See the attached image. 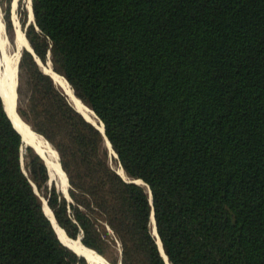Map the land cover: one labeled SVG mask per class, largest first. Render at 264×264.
<instances>
[{
	"label": "trees",
	"instance_id": "1",
	"mask_svg": "<svg viewBox=\"0 0 264 264\" xmlns=\"http://www.w3.org/2000/svg\"><path fill=\"white\" fill-rule=\"evenodd\" d=\"M31 7L22 24L37 57L21 52L17 112L70 189L67 199L49 186L0 98V264H87L58 240L41 197L70 239L114 264H165L152 212L170 264H264V0ZM33 57L103 124L126 181Z\"/></svg>",
	"mask_w": 264,
	"mask_h": 264
},
{
	"label": "bare ground",
	"instance_id": "2",
	"mask_svg": "<svg viewBox=\"0 0 264 264\" xmlns=\"http://www.w3.org/2000/svg\"><path fill=\"white\" fill-rule=\"evenodd\" d=\"M30 1V0H29ZM29 11H30V19L32 18L31 15V9L29 5ZM17 25V24H16ZM18 29V30H17ZM17 34H18V42L22 44L24 47H26L27 51L32 53V51L29 48V45L27 43L26 38L24 37L23 33L20 31L19 27H17ZM19 51L14 53V55H7L4 53V74L0 77V95L3 99V103L5 106V110L7 111V114L9 118L12 121L13 127L16 129V131L24 138V140L32 146L44 159L43 162L45 163L47 167V171L49 172L51 178L53 176H56L57 180L60 183V189L61 192L66 196L67 187H66V181L63 176L61 170L58 167L57 158L58 155L56 151L51 148V146L45 141L41 136H38L36 133H34L30 127L19 118L15 111V80H16V69H17V63L19 60ZM37 63L41 65L40 60L35 58ZM43 73L47 76H49L52 81L59 87L63 93H65V96H67L69 102L75 107L77 112L89 123L93 124L95 127L99 129V131H102V125L101 122L98 120V118L94 115V113L85 106L73 93L71 90V87L66 82V80L53 71L51 66L47 64L45 67H42ZM107 148L109 151L111 163L114 165V170L118 172L120 175H123L121 167L119 166V163H117L116 159H114V153L110 149V147L107 144ZM59 162V161H58ZM60 165V164H59ZM42 202V209L44 211V214L51 220V223L53 225V228L55 230V233L57 237H59L60 241L65 244L67 247L72 249L76 254H82L86 259L87 264H106L104 261H102L101 258H99L93 251L83 246L82 243L76 240L70 239L65 232L56 224L54 218L52 217L51 213L48 210V207L45 203L44 199H41ZM151 232L153 236L156 238V234L153 227V222L151 218ZM79 240V239H78ZM157 243L159 248L160 243L157 239Z\"/></svg>",
	"mask_w": 264,
	"mask_h": 264
},
{
	"label": "rangeland",
	"instance_id": "3",
	"mask_svg": "<svg viewBox=\"0 0 264 264\" xmlns=\"http://www.w3.org/2000/svg\"><path fill=\"white\" fill-rule=\"evenodd\" d=\"M29 5H30L29 0H10V3L8 6H6V4H2L0 2V77L3 76V74H4V53L7 55H14V53L19 51L18 53L20 55V53L22 51H27L26 50L27 48L24 47L22 44H20V42H18V34H17L18 29H17V27H19L20 31L24 35L25 25L22 24V17H23V15H25V17L27 18V24L32 19V18L30 19ZM27 24H26V27H27ZM47 64H49L51 66V64L49 63L48 60L44 63L41 62V65H39L41 70H42V67H45ZM42 72H44V71L42 70ZM18 84H19V72H18V68H17V87H18ZM19 118H20V116H19ZM34 133H36V132H34ZM38 136H41V135H38ZM41 137L44 139L43 136H41ZM108 153H109V151H108ZM58 161H59V156H58ZM111 165H112V168H114V165L112 163H111ZM48 174H49V172H48ZM51 176L52 175L49 174V182H48L49 186L53 185L59 191H61L60 183L57 180L56 176H53L52 178H51ZM67 186H68V183L66 182V187ZM69 189H70V185H69V187H67V190H69ZM66 196L68 199V191L66 192ZM41 199H43V197H41ZM98 257L101 258L102 261H104L106 264H114L112 262L111 258H109L107 255L106 256L105 255L104 256L99 255Z\"/></svg>",
	"mask_w": 264,
	"mask_h": 264
},
{
	"label": "water",
	"instance_id": "4",
	"mask_svg": "<svg viewBox=\"0 0 264 264\" xmlns=\"http://www.w3.org/2000/svg\"><path fill=\"white\" fill-rule=\"evenodd\" d=\"M30 9H31V15H32V7H31V0H30ZM31 21H34V19H33V15H32V19H31ZM30 21V22H31ZM30 22L27 24V26L30 24ZM24 36H25V34H24ZM28 43V42H27ZM29 45V44H28ZM29 48H30V50L32 51V53H33V55L34 56H36L35 54H34V52H33V50L31 49V47L29 46ZM20 56H21V53H20V55H19V58H20ZM37 57V56H36ZM33 60L36 62V64L39 66V64L37 63V61H36V59L33 57ZM48 61H49V59H48ZM18 62H19V60H18ZM49 63H50V61H49ZM40 67V66H39ZM17 68H18V63H17ZM52 68V67H51ZM41 69V68H40ZM14 90H15V111H16V113L18 114V112H17V104H18V96H17V69H16V82H15V87H14ZM73 91V90H72ZM65 94V93H64ZM67 97V96H66ZM0 98H1V100H2V104H3V108H4V110H5V106H4V103H3V99H2V97H1V95H0ZM68 99V98H67ZM69 101V100H68ZM71 104V103H70ZM71 106L73 107V105L71 104ZM74 108V110L77 112V110L75 109V107H73ZM92 111V110H91ZM5 112H6V114H7V111L5 110ZM93 112V111H92ZM78 113V112H77ZM79 114V113H78ZM95 115V114H94ZM7 116H8V114H7ZM8 118H9V116H8ZM9 120H10V122H11V124H13L12 123V121H11V119L9 118ZM87 121V120H86ZM88 122V121H87ZM89 123V122H88ZM91 124V123H90ZM92 126H94L93 124H91ZM101 125H102V131H99V129L97 128V127H95L100 133H101V135L104 137V141H105V145H106V147H107V144H108V146L110 147V149L112 150V148H111V145H110V143L108 142V140H107V138L105 137V134H104V127H103V124L101 123ZM13 126V125H12ZM14 128V127H13ZM15 129V128H14ZM16 130V129H15ZM17 132V131H16ZM18 133V132H17ZM19 134V133H18ZM20 135V134H19ZM20 137H21V135H20ZM21 141H22V138H21ZM32 149V148H31ZM108 149V148H107ZM34 150V149H33ZM36 152V151H35ZM112 152L114 153V151L112 150ZM36 154L39 156V154L36 152ZM114 159H116V160H118L117 159V156H116V154L114 153ZM40 157V156H39ZM41 158V157H40ZM42 159V158H41ZM43 161V160H42ZM60 164V163H59ZM62 169V168H61ZM121 170H122V173H123V175H120L118 172H116L123 180H125L126 181V177H125V174H124V171H123V169L121 168ZM65 174V173H64ZM66 176V175H65ZM67 178V177H66ZM67 180H68V178H67ZM128 182H133V183H136V184H142L143 185V183L141 182V181H137V180H132V181H128ZM68 191V190H67ZM66 198H67V196H65ZM45 203H46V200H45ZM46 205H47V203H46ZM52 213V212H51ZM53 215V214H52ZM53 218H54V216H53ZM151 218H152V222H153V227H154V231H155V234H156V238L158 239V241H159V243H160V240H159V238H158V235H157V233H156V228H155V222H154V216H153V212H152V215H151ZM48 220H49V222H50V224H51V226H52V228H53V225H52V223H51V220L49 219V218H47ZM54 220H55V218H54ZM55 222H56V220H55ZM54 229V228H53ZM55 231V230H54ZM58 238V240L60 241V239H59V237H57ZM79 239V241L81 242V238H78ZM61 242V241H60ZM61 244H63L62 242H61ZM158 244V243H157ZM65 247H67L65 244H63ZM160 247H161V249L159 248V251H160V253H161V256L163 257V260H164V262H165V264H170L168 261H167V258H166V256H165V254H164V252H163V250H162V246H161V243H160ZM68 249H70L69 247H67ZM70 250H72V249H70ZM73 251V250H72ZM74 252V251H73ZM75 253V252H74ZM76 254V253H75ZM77 255V254H76ZM78 256V255H77Z\"/></svg>",
	"mask_w": 264,
	"mask_h": 264
}]
</instances>
